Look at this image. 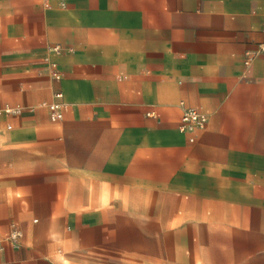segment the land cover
Returning a JSON list of instances; mask_svg holds the SVG:
<instances>
[{
  "label": "crops",
  "instance_id": "crops-1",
  "mask_svg": "<svg viewBox=\"0 0 264 264\" xmlns=\"http://www.w3.org/2000/svg\"><path fill=\"white\" fill-rule=\"evenodd\" d=\"M263 22L264 0H0V106L22 108L0 264H264ZM182 103L208 117L193 143Z\"/></svg>",
  "mask_w": 264,
  "mask_h": 264
},
{
  "label": "built area",
  "instance_id": "built-area-1",
  "mask_svg": "<svg viewBox=\"0 0 264 264\" xmlns=\"http://www.w3.org/2000/svg\"><path fill=\"white\" fill-rule=\"evenodd\" d=\"M264 32V22L262 24ZM52 51L56 54L61 53L60 47H55ZM264 56V41L257 45V48L254 51H249L245 55V66H250L251 63L259 58ZM51 77L55 81L61 80V74L58 70V65L56 63H51ZM61 94L56 95L57 99H61ZM183 114L180 121L179 130L182 133L189 134L191 136L190 142H194L195 139L193 135L197 132L205 130L208 124V117L204 113L200 112L197 109L187 108L184 103H182ZM43 107H46L49 110L50 118L53 122L61 121L64 117V105L61 102H54L51 104H43ZM22 113L21 107H11V106H0V115L5 116H19ZM8 129L11 130L12 126H8ZM21 238V232L18 229H14L11 235L7 238V241L14 246H18L19 240Z\"/></svg>",
  "mask_w": 264,
  "mask_h": 264
}]
</instances>
